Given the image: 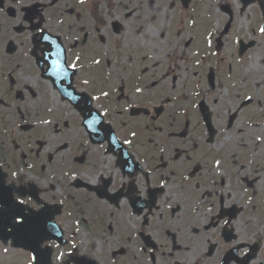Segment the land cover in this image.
<instances>
[{"label": "flooded vegetation", "instance_id": "af4514ba", "mask_svg": "<svg viewBox=\"0 0 264 264\" xmlns=\"http://www.w3.org/2000/svg\"><path fill=\"white\" fill-rule=\"evenodd\" d=\"M246 2L220 6L215 50L197 16L138 56L101 0H0V264H264V0ZM15 188L36 252L2 219Z\"/></svg>", "mask_w": 264, "mask_h": 264}, {"label": "rangeland", "instance_id": "374dc122", "mask_svg": "<svg viewBox=\"0 0 264 264\" xmlns=\"http://www.w3.org/2000/svg\"><path fill=\"white\" fill-rule=\"evenodd\" d=\"M216 0H195V8L191 9V15L184 11L182 17V10L178 8L179 0H101L103 9H100V13L103 18H108L111 14L116 23L124 24L126 28V34L116 40L129 44L131 51L138 54V50L152 51L156 49L163 50V34H167V38H171L172 29L176 19V25L173 29H179L181 26H185L188 21L187 17H196L194 11H200V16H204V21L211 20L213 24H217L219 28L213 25L212 33L213 40L216 41L218 35H220V21L222 14L219 11V5L215 6ZM235 8L239 5V0H226ZM173 2V3H172ZM203 3L209 4V8H200ZM109 4V5H108ZM199 7V8H198ZM109 8V11H108ZM196 9V10H195ZM200 9V10H199ZM126 17H129L127 19ZM181 18V25L177 27L178 21ZM139 25L142 26L140 30ZM122 26V25H121ZM187 35V32H183V37ZM128 40H125V39ZM163 55V53H162ZM139 56V54H138ZM256 113L262 114L260 108L256 110ZM264 119L263 115L254 118V123H258ZM264 132V122L262 123ZM262 143V142H261ZM264 162V158L262 160Z\"/></svg>", "mask_w": 264, "mask_h": 264}, {"label": "snow or ice", "instance_id": "6c2138e0", "mask_svg": "<svg viewBox=\"0 0 264 264\" xmlns=\"http://www.w3.org/2000/svg\"><path fill=\"white\" fill-rule=\"evenodd\" d=\"M260 31L264 32V28H261ZM73 67H74V65H73ZM137 91L139 92V91H141V89L137 88ZM105 95H107V93H105ZM133 135H135V133H133ZM0 183H2V181H0ZM11 191L13 192L12 199L15 202V205L21 209V211L17 212L13 216V224L23 225L25 222L24 212L27 211L28 209L25 207L26 206L25 199H22L21 197L26 196L27 192L23 188H15L14 190H11ZM16 193H19V195H17ZM38 211L39 210L37 209L36 213H30V214H38ZM5 251H7V249H5ZM33 259H35V257H33Z\"/></svg>", "mask_w": 264, "mask_h": 264}]
</instances>
